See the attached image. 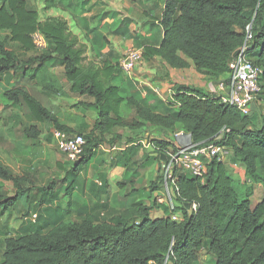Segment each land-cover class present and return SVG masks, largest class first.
Returning a JSON list of instances; mask_svg holds the SVG:
<instances>
[{
	"label": "trees",
	"instance_id": "trees-1",
	"mask_svg": "<svg viewBox=\"0 0 264 264\" xmlns=\"http://www.w3.org/2000/svg\"><path fill=\"white\" fill-rule=\"evenodd\" d=\"M47 3L51 7L54 0ZM159 28L162 40L159 45L142 48L144 60L158 58L179 75L191 69L190 61L194 71L210 82L230 77L229 62L243 46L249 28L252 41L245 57L262 70L260 93L264 94V0H163ZM35 32L47 43L39 54L32 41ZM0 37V81L21 72L26 80L35 81L45 96H64L57 78L47 71V65L57 62L69 85L68 94L78 99L75 106L96 113L90 134H80L85 139L82 154L61 188L54 190L49 184L34 194L26 188L29 179L14 175L0 161V211H16L24 198L30 212L23 215L21 235L4 240L0 264H200L201 251L212 256L213 264H264L263 110L260 115H243L202 88L178 85L174 99L179 108L170 114H157L148 103L128 97L129 80L123 77L125 81H120L117 63H103L95 69L85 64L86 47L72 35L66 20L41 21L27 0H1ZM0 102L24 108L30 119L51 125L52 131L75 135L21 88L2 93ZM122 107L132 109L138 127H153L160 136L173 135L180 126L195 144L216 141L229 147L232 160L243 168L244 181L234 179L227 166L215 159L208 162L203 183L187 172L175 171L173 210L180 212L182 221L174 223L169 206L152 200L162 185L159 163L149 190V205L116 211L100 197L107 193V182L102 178L100 186L90 184L93 205L80 209L83 212L74 217L70 198L79 186L77 167L87 166L105 137L123 125ZM255 117L260 121L258 126L253 124ZM21 132L29 141L40 135L36 126L26 123ZM163 138H146L152 147L148 150L158 159L174 144ZM48 139L54 142L52 132ZM116 141L132 144L121 157L141 146L116 134L106 142ZM110 164L116 165L114 161ZM5 182L12 184V197L2 195ZM63 197L68 199L65 208ZM191 204L197 206L192 215L185 207ZM152 210H161L163 217L151 218Z\"/></svg>",
	"mask_w": 264,
	"mask_h": 264
},
{
	"label": "crops",
	"instance_id": "crops-1",
	"mask_svg": "<svg viewBox=\"0 0 264 264\" xmlns=\"http://www.w3.org/2000/svg\"><path fill=\"white\" fill-rule=\"evenodd\" d=\"M70 1H73V0H67L66 4L69 5L71 3ZM76 1H77L76 5L78 6V9L75 8V6H73V8H70L73 10V12H76V13L68 11L66 6H63L62 8L58 7V8H60L59 13H61V17L64 20H66V22L69 26V30L72 33V35L78 39V41L81 45L86 47L87 55H88V53L96 54L98 52L103 56V61L101 62V65L103 63H110L111 65L114 64L115 61H114V59H112V56L117 55V53L120 52V50H121V47L123 45L122 35H126L128 33L127 28H130L132 26L134 27V25H132L133 21L131 18H129V20L131 21V24L124 23V21L119 19L121 17L119 15L120 14L119 12H121V11H122V13H125V15H130L131 17H133V15H135L138 17V21L136 24H137V28H139V30H138V32H136L134 30L133 32L130 33L132 38L126 39V43H125L126 46L134 44V46L136 47V44H138V45H140L139 49H142L143 47H146V46L159 45L161 40H162V32L159 28V19H160L162 9H163V0H159V3L158 2L155 3V5L157 4L156 5L157 12L155 14L152 12V7H153L152 4H153V2H156L157 0H141V2H140V0H76ZM135 3H141V4H137L139 6V8H137V9L132 8L135 5ZM89 16H90V18H89ZM52 17H54V16H52ZM84 29L86 30V32ZM124 30H127L126 31L127 33L123 34ZM129 32H130V29H129ZM143 40L148 41V43L142 44ZM9 49H11V48H9ZM121 55H122V53H121ZM19 57L22 60L25 58L21 53L19 54ZM55 63L57 64V62H55ZM144 63L146 65L152 63L153 67L157 65L159 67H162L164 69V71L168 70L163 65L161 60L158 58H154V59H151L148 61L144 60ZM188 63L191 65V68L193 69L192 63L190 61H188ZM143 64L140 67H138L136 70V74L139 77H143V76L139 75L140 73H138L139 69L141 67H143ZM152 65H150V66L152 67ZM55 67H57V68L53 69L50 67L47 69V71L49 74H51L52 76L57 78V80H58V82L62 88V91L64 93V96H56V97L45 96L42 93L41 88L36 85V82L26 80L24 75H22L21 72L18 73L14 77L4 76L1 79V81H0V95L6 91H10V90H13L15 88H21V89L25 90L26 92H28L31 96H33L31 94L30 90L32 88H34L38 92L37 94L40 95V98L42 99V102H41L42 105L48 109L51 108L52 111L50 110V112L55 116L57 115L56 117L62 123H64L69 129L73 130L75 133H76V130L78 129V132L76 134L89 135L90 132L92 131L93 122L96 119V113L93 110H86V113H84L83 115L78 114V116H80L81 122H78V121H80V119L70 117L69 115H64V113H62L61 111L58 113L55 112L57 107H60V108L64 107V104L62 105L63 101L60 100V98H64V97L70 98L71 100L73 99V101L78 102V99L75 98V96L68 94V91H69L68 83H66L65 80L63 78H61V76L58 75V73H57V69H58L60 71L59 74H61L62 67L59 65L55 66ZM160 72H162L161 68H160ZM177 75L179 76V78H182V79L185 78L186 79V77L184 75H179L178 73H177ZM62 80L67 85L66 88H64ZM123 80H124V78H123ZM127 83L129 85V87H131L135 92V88H134L133 83L130 81ZM154 84H155V82H154ZM184 84H186V83L184 82ZM159 88L163 92V88L160 86H159ZM205 89L207 91H209V86L205 87ZM170 91L175 92L176 90H170ZM164 94L167 95L166 93H164ZM138 96L142 97L139 94H138ZM148 96L142 97V98H147ZM36 98L38 101H41L37 96H36ZM157 99L160 102H162L159 98H157ZM149 103H151V102H149ZM149 103H148L149 107L152 108L153 111H155V113H157V114H170L171 112L176 110L174 107H169L168 105H166L164 103L165 108H164V111L161 112L159 110H156L155 107L153 108L152 104H149ZM50 104H52V105L50 106ZM72 106H73V104H72ZM75 108H77V107H75ZM74 109L72 110L73 112H75ZM0 110H3L4 113H7V115L2 120V124H6V125L8 124L9 128H10L9 130H12L13 127L18 125V124L21 126V130H22L23 125L26 123V125L29 124L30 126H36L39 129V131H40L41 126L48 127V129L50 128V132H52L51 125H49L47 123L35 122L32 119H30V117L27 113H25L24 122H22L20 119V113L16 112V110H20V108H14V107H11L10 105L5 106L4 104H2L0 102ZM73 114L76 115L77 113L75 112ZM120 127H123V125ZM120 127H117V128H120ZM141 129L145 130L144 135L146 138H148V136L151 138H157V139L164 137L165 139H167L168 141H171V142H172V140L173 141L175 140V142L177 144L178 140L174 139L175 138L174 135L166 133L164 136H162V135L160 136V132L158 130H155L153 127H150L148 129V126H143V127H141ZM114 130H113L112 134L113 135L116 134L120 137V135L117 133L118 130H116V132ZM174 132L176 133L175 135L183 133L180 126H176ZM112 134H110L108 136L111 137ZM156 134H158V135H156ZM172 136H173V138H171ZM21 137H22V132H21ZM121 140H126V139L121 138ZM116 142H119V141H116ZM117 144H119V143H117ZM136 144H138V143H136ZM141 150L144 152L147 159H141V157L139 159V156L137 154L140 153ZM148 151H151V150L144 149L141 145L140 148L138 147L137 150L134 149L132 152H129L125 157H121L123 155L122 153L118 154L115 157V159L112 160V161H114V163H116V165L114 167H111L110 163L112 161H108L103 155L96 153V155L92 159H95L96 157L102 158L105 162L109 163V169L110 170L108 173H105L103 171L98 172V174L94 180L89 181L88 183L85 182V184H83L84 182L81 181L82 170L87 169L88 166H90L92 160L87 164V166L77 167L78 170H77L76 179H77V182L79 183V186H75L76 191H74V193L71 195V198H70L74 217L76 216V214H80L81 212H83L80 209L90 208L93 205L94 200L90 194V189H91L90 184L94 183L97 186H100V184L102 182V178L106 179V182H107L106 191H107V193L101 194L100 197L103 199V202L107 203L111 208L115 209L116 211H123L124 208L119 209L118 206H116V204H117L116 202L113 204L114 201L111 200V202L109 203L106 199L107 195L109 194V190H110L112 182H114L116 184V187L118 189L117 192H121L123 189H125L124 185L127 183L132 188V193H131L132 195H135V194L137 195L144 188H145L144 190L146 192H148V194H149L151 183L153 182V180L156 178V176L158 174L157 168L159 167V163L162 160V158H161L162 156L158 159V157L153 152H151L150 154H147ZM123 153L125 154V152H123ZM136 162L138 163V168L135 169V167H136L135 164H137ZM74 166L75 165L68 163L66 161V159L61 163H59V162L56 163V165H55V167L57 168L58 175L64 174L62 179H64L66 177V174L68 172L72 171ZM131 169H133V170L130 172ZM150 169H152V171H153V176H152V179H151L150 183L148 184V186L140 187L141 185H137L138 183L136 182V180H134V178L140 179V177H142L143 175L148 173L150 171ZM239 171H241L242 174H244V171H242L241 169ZM62 186H60V188ZM119 186H121V187H119ZM161 190H162V185H160L158 192L155 193V195H154L155 199L157 197H159V193ZM77 192H79L78 194L83 197V201H84L83 203H79L75 199V195ZM35 193L36 192H34V194ZM119 196H120V194L118 195V198H119ZM152 200H154V197ZM67 204H68V201L66 203L64 202L63 207H66ZM153 211L156 213H160L162 215L161 217H163V213L161 210H152L151 212H153ZM151 212H150V217L153 218L151 215ZM161 217H156V218H161ZM153 219H155V218H153Z\"/></svg>",
	"mask_w": 264,
	"mask_h": 264
},
{
	"label": "rangeland",
	"instance_id": "rangeland-1",
	"mask_svg": "<svg viewBox=\"0 0 264 264\" xmlns=\"http://www.w3.org/2000/svg\"><path fill=\"white\" fill-rule=\"evenodd\" d=\"M66 1L67 0H54V3L52 4L51 7L47 5L48 4L47 0H27V4L29 8L35 9L36 11H38L40 20L43 21V20H49L53 18L55 19L62 18L61 13H59V9L62 8L63 6H66L68 11H71V12H73V10L70 8H73V6H75V8L78 9V6L76 5L77 4L76 0L70 1L71 3L69 5L66 4ZM157 2L159 3V0H157L156 2H153L152 4L153 5L152 12L154 14L157 12V7H156L157 4L155 5V3ZM137 4H141V3H135V5L132 8H136V9L139 8ZM73 13H76V12H73ZM119 13H120L119 15L121 16L119 19L124 21V23L131 24V21L129 20V18H131L133 21L132 25H134V27L132 26L130 28H127L128 33L126 32L127 30L123 31V34L125 33L127 34L122 35L123 45L121 47V50L120 52L117 53V55L112 56V59H114V61L117 64L121 56V53H123V51L126 48L139 49V48H136L134 44L129 45V46L125 45L126 39L132 38L130 33L133 32L134 30L136 32H138L139 30L136 24L138 21V17L135 15H133V17H131L130 15H125V13H122V11ZM129 29H130V32H129ZM147 43L148 41H145V40L142 41V44H147ZM85 58H86L85 64H91L94 69L96 67H101L103 56L100 53L98 52L96 54L88 53V55L86 54ZM150 65H152V63L147 64V65L144 63L143 67L139 69L138 73H140L139 75L145 78H148L152 83L155 82L156 85L162 87L164 93H166L167 90H175L178 85H181V86L183 85L186 86V84L194 85V86H197L199 88L206 90L205 87L210 86V84H212V82L208 81L206 77L195 72L192 68L184 71L183 75L186 77V79L185 78L182 79V78H179L177 73L173 70L166 69L167 71H164L162 67H159L157 65L153 67L152 65L153 67L152 68ZM55 66H58V64L53 62L47 65V68L51 67L55 69L57 68ZM160 68L162 72H160ZM59 72L60 71L57 69L58 75L61 76ZM122 76L123 75H121L120 77V81H124ZM184 82L186 84H184ZM62 83L64 85V88H66L67 85L65 84L63 80H62ZM126 89H127V93H128L127 95L129 98L131 97L132 99H134L135 101L139 103L151 102L149 104H152L153 108L155 107L156 110H159L161 112L164 111L165 104L160 102L156 96L151 94L147 98H142V97H139L138 94L135 93L134 90L131 87H129L127 84H126ZM30 92L35 98L37 96L41 100L40 102H42L40 95L37 94L38 92L34 88H32ZM260 96L261 97L263 96L262 97L263 100H260L261 99ZM258 97L260 98L257 99L256 101L257 104L252 109V113L256 115L258 113H259L258 115H260L261 110H263L264 112V94L260 93ZM60 100L63 101L62 105L64 104V107L63 108L57 107V109L55 110L56 113L61 111L62 113H64V115H69L70 117H74L78 119H80V116H78V114L83 115L84 113H86V110L81 107L75 108L76 107L75 105L77 102L73 101V99L71 100L70 98L64 97V98H60ZM51 105L52 104H50V106ZM73 109L77 113L76 115L73 114L75 113L72 111ZM48 110L52 111L51 108ZM130 110H128L125 107H122V120L121 121H122L123 127L116 128L114 131L116 132V130H118L117 133L120 135L122 139H126V140L132 139L133 141H135V143H142V142L147 141L144 135L145 130H142L141 127L137 126L136 124L137 120L135 119L134 114ZM16 112L20 113V119L22 122H24L25 113H27V111L21 107L20 110H16ZM6 115L7 113H4L3 110H0V160L2 161V163L8 166L14 175H17V176L20 175L23 178L29 179V183L26 185V188L33 189V193L37 192L36 190L38 188H41L44 186L47 187L49 184L53 185L54 190L59 189L60 186L62 185H65V181L64 179H62L64 174L58 175L57 168L55 167L56 163L63 162L65 160V157L59 152H57L54 146V142H52V139H48L50 128L48 129V127L41 126L40 135L37 140L35 141L24 140L21 137V126L19 124L14 126L12 130H9L10 128L8 124L7 125L2 124V120L4 119ZM78 122H81V119ZM259 122H260L259 119L255 117V119L253 120V124L258 126ZM149 128L150 127H148V129ZM77 132H78V129L76 130V133ZM76 133L75 135H80ZM175 134L176 133L174 132L173 135ZM110 138H111L110 136H106L105 142L109 141ZM171 138H173V136ZM117 143H121V142H117ZM172 143L176 144L175 140L174 141L172 140ZM151 152L152 151H148L147 154H150ZM137 155L139 156V159L140 157L141 159H147L146 155L144 154L142 150ZM135 165H136L135 169L138 168V163ZM226 169L228 173L232 177H234V179L240 182L244 181L245 176L244 174H242L241 171H239L240 169L243 171V168L241 167L240 164L232 160V158L230 159V163L227 165ZM109 170H110L109 163L105 162L100 157H96L95 159H92V162L90 166H88L87 169L82 170L81 181L84 182L83 184H85V182L88 183L89 181H92L95 179L98 172L103 171L105 173H108ZM132 170L133 169H131L130 172ZM152 176H153V171L152 169H150V171L146 173L145 175H143L142 177H140V179L134 178V180H136V182L138 183L137 185H141L140 187H145V186H148V184L150 183ZM124 187L125 189H123L121 192H117L118 189L116 187V184L112 182L110 190H109V194L106 197L107 201L110 203L111 200H113L114 201L113 204L116 202L117 203L116 206H118L119 209L133 207V206H136L137 204L149 205V201H150L149 194L148 192L144 190L145 188L141 192H139L137 195L136 194L132 195L131 194L132 188L127 183L124 185ZM78 193L79 192L76 193L75 199L79 203H83L84 202L83 197L80 196ZM118 193L120 194L119 198H118V195H119ZM2 195L6 197H12L14 195V190L12 189V184L10 182L4 183ZM67 201L68 199L63 197L61 203H64V202L66 203ZM25 214L29 215L30 212L28 211L27 203L25 202L24 198L20 199L19 205L16 211H10V212L0 211V260H1V255H2L3 248H4V240L9 237L16 238L21 235L22 233L21 227L26 218L23 215ZM151 215L153 218L162 216L160 213H156L154 211L151 212ZM33 219L34 218L31 217V221L35 220ZM199 262L200 264H213V258L209 254L199 253Z\"/></svg>",
	"mask_w": 264,
	"mask_h": 264
},
{
	"label": "built area",
	"instance_id": "built-area-1",
	"mask_svg": "<svg viewBox=\"0 0 264 264\" xmlns=\"http://www.w3.org/2000/svg\"><path fill=\"white\" fill-rule=\"evenodd\" d=\"M32 41L38 54L47 47L43 35L39 32H35L32 35ZM251 41L252 35L250 34V29L247 28L243 46L238 50V55L232 57L229 62L230 77L227 80L212 82L208 91L212 96L220 99L222 104L234 107L243 115L252 113L261 91L260 77L262 70L245 57V52L250 47ZM143 63L142 49L126 48L119 58L118 67L123 77L133 83L137 94L142 97L152 94L166 105H170V107L175 109L179 108V103L174 99L176 96L175 92L168 90L166 92L167 95H165L158 85L145 77L137 76L136 70ZM52 137L56 150L65 156L68 163L73 164L80 158L85 144V139L82 135L68 137L65 132L55 129L52 131ZM174 137L179 142L177 141V144L172 143L173 147L162 155L159 172L162 179V190L156 200L160 205L169 206L172 211L169 218L172 222L180 223L182 215L180 212L173 210L175 197L174 172H187L203 183L207 174L208 162L215 159L227 166L230 163V159L233 158V152L227 146L217 145L216 141L195 144L190 136L184 133L174 135ZM138 144H141L147 150L152 148L146 141ZM129 145L132 144L119 145L117 143L103 142L96 148V151L108 161H112L118 153L124 151ZM196 209L197 206L191 204L188 210L194 214ZM32 217L35 219V215H32Z\"/></svg>",
	"mask_w": 264,
	"mask_h": 264
},
{
	"label": "water",
	"instance_id": "water-1",
	"mask_svg": "<svg viewBox=\"0 0 264 264\" xmlns=\"http://www.w3.org/2000/svg\"><path fill=\"white\" fill-rule=\"evenodd\" d=\"M239 51H236L234 54H233V57H236L238 55ZM163 158V157H161ZM158 170V168H157ZM154 199H155V196H154ZM186 209L188 210L189 209V206L188 205H185ZM189 211V210H188ZM189 214L192 215V213L189 211Z\"/></svg>",
	"mask_w": 264,
	"mask_h": 264
}]
</instances>
